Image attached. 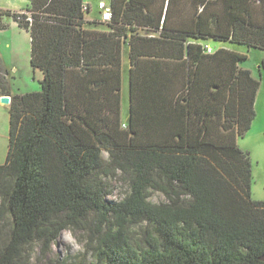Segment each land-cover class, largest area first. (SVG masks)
I'll return each instance as SVG.
<instances>
[{"label":"trees","instance_id":"16d2710c","mask_svg":"<svg viewBox=\"0 0 264 264\" xmlns=\"http://www.w3.org/2000/svg\"><path fill=\"white\" fill-rule=\"evenodd\" d=\"M29 2L26 11L6 13L29 32L30 63L43 78L40 90L13 95L10 103L8 152L0 164V264H25L27 245L38 241L47 247L67 226L87 221L96 260L79 264H264L259 258L264 253V200L251 199V161L236 144L255 117L259 78L242 67L247 54L226 48L208 53L207 44L188 40L264 51V0L249 1L243 10L248 21L232 15L229 7L221 20V9L209 7L216 1L208 0L202 9L212 18L195 13L190 31L176 34V55L215 63V69L208 65L204 88L224 100L223 134L207 131L188 144L182 136H159L155 142L150 136H130L117 112L108 128L93 137L78 124L72 108L71 72L87 75L99 64L117 71L121 37L129 31L133 66L141 58L168 55L157 53L168 45L154 37L159 28L154 0H111L112 18L104 21L99 15L91 22L85 19L90 6L83 0ZM162 27L165 34V21ZM8 89L0 72V91ZM118 89L117 76V82L111 81L113 100H118ZM106 165L129 176L130 192L118 202L106 199V185L96 178ZM149 187L166 200L149 202ZM6 211L12 226L3 241ZM140 222L147 226L137 241L129 226Z\"/></svg>","mask_w":264,"mask_h":264},{"label":"crops","instance_id":"0c3cea01","mask_svg":"<svg viewBox=\"0 0 264 264\" xmlns=\"http://www.w3.org/2000/svg\"><path fill=\"white\" fill-rule=\"evenodd\" d=\"M99 1L102 0L97 1L95 9ZM215 1L216 3L209 4V7L221 9V20L222 16H227L225 8L229 7L233 8V11L230 10L232 15L248 21V14L243 10L248 8L250 0ZM83 2L90 6L85 19L89 22L98 19L99 10L97 9L98 15L93 14L90 0ZM29 4V0H0V72L4 71L9 85L8 92L0 91V164L5 162L8 152L9 109L12 96L40 90V81L43 78L42 71L32 67L30 63L29 32L21 28L13 16L6 13L26 11ZM153 7L154 24L158 22L159 25L158 29H154V37L166 40L168 45L155 49L157 53L168 55L154 57V60L141 58L136 62L137 66H133L129 54V31L127 37H121L120 65L117 71L109 64H99L87 75L71 72L72 108L78 112V124L84 128L88 127L90 135L96 137L110 125L112 112H117L118 121L125 124L124 130H127L130 136H150L154 138V142L159 136H167L173 140L182 136L189 141L185 142L186 144L193 143L207 131L214 136H220L223 134L221 125L224 100L222 95H208L213 92H207L204 88L208 65L210 69H215V63L202 59L188 62L185 55H176L179 47L175 45L176 34L190 31L195 13L203 14L206 20L211 17L202 9L208 7V0H154ZM164 21L166 31L161 34ZM86 27L98 31L107 30V26L101 24H86ZM139 31L143 32L141 29ZM188 40L207 44L214 51L226 48L246 54L245 51L230 48L229 42L215 41L222 45L213 47L206 40ZM252 75L255 77L253 73ZM117 76L119 89L114 92H118V100H113L111 81L117 82ZM212 88L217 90L218 87ZM4 95L9 97L7 103L1 101ZM255 104L256 100L254 108Z\"/></svg>","mask_w":264,"mask_h":264},{"label":"rangeland","instance_id":"374dc122","mask_svg":"<svg viewBox=\"0 0 264 264\" xmlns=\"http://www.w3.org/2000/svg\"><path fill=\"white\" fill-rule=\"evenodd\" d=\"M98 0H90L93 5V14H97L95 4ZM108 3L109 0H104ZM21 12V11H20ZM213 47H219L221 43L208 40ZM230 48L245 51L247 58L242 63L252 71L255 77L259 78L260 87L255 104V117L250 128L243 136H237L236 144L243 151L248 152L251 161V184L250 197L253 200H264V68L261 60L264 58V51L256 48H247L243 45L231 44ZM102 158L108 163L107 152H102ZM105 183V197L110 202L122 200L130 192L129 176L105 166L97 174V177ZM147 200L151 203L165 201L164 194L154 187L147 189ZM90 214L87 219H91ZM87 221L79 226L69 225L46 247L40 242L35 241L25 247V264H79V262L90 263L96 260V255L92 251V239L94 237L92 227ZM12 226V216L6 211L2 221L1 238L6 241L9 237V230ZM146 222L131 224L129 231L134 240L139 241L146 228ZM62 239V241H61Z\"/></svg>","mask_w":264,"mask_h":264},{"label":"built area","instance_id":"2783aa9c","mask_svg":"<svg viewBox=\"0 0 264 264\" xmlns=\"http://www.w3.org/2000/svg\"><path fill=\"white\" fill-rule=\"evenodd\" d=\"M86 9V7H84ZM97 9L99 10V15L101 20L107 21L112 18V9L109 3L105 1H99L97 4ZM206 52L210 53L212 52V48L210 46H205ZM125 126V124H123Z\"/></svg>","mask_w":264,"mask_h":264},{"label":"water","instance_id":"95a60500","mask_svg":"<svg viewBox=\"0 0 264 264\" xmlns=\"http://www.w3.org/2000/svg\"><path fill=\"white\" fill-rule=\"evenodd\" d=\"M1 101L4 103H7L9 101V97L4 95V96H2ZM259 258H260V260L264 261V253Z\"/></svg>","mask_w":264,"mask_h":264},{"label":"bare ground","instance_id":"6f19581e","mask_svg":"<svg viewBox=\"0 0 264 264\" xmlns=\"http://www.w3.org/2000/svg\"><path fill=\"white\" fill-rule=\"evenodd\" d=\"M61 241H62V239H61Z\"/></svg>","mask_w":264,"mask_h":264}]
</instances>
